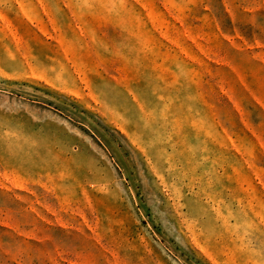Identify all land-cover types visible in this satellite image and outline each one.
<instances>
[{
    "label": "rangeland",
    "instance_id": "obj_1",
    "mask_svg": "<svg viewBox=\"0 0 264 264\" xmlns=\"http://www.w3.org/2000/svg\"><path fill=\"white\" fill-rule=\"evenodd\" d=\"M0 264H264V0H0Z\"/></svg>",
    "mask_w": 264,
    "mask_h": 264
}]
</instances>
